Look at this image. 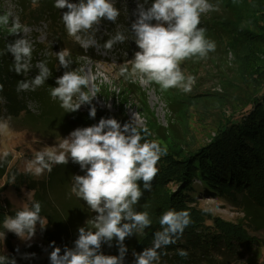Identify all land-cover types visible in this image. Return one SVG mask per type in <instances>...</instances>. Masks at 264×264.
Wrapping results in <instances>:
<instances>
[{"label":"clouds","instance_id":"9594fccd","mask_svg":"<svg viewBox=\"0 0 264 264\" xmlns=\"http://www.w3.org/2000/svg\"><path fill=\"white\" fill-rule=\"evenodd\" d=\"M147 0H137L136 19L131 23L132 39L139 51L127 64L119 69V75L132 83H155L162 91L179 88L188 93L192 90L195 78L185 76L180 62L194 56L206 58L209 52L215 51L216 44L206 38V29L198 27L200 15L215 10L208 0H153L145 8ZM57 9H67L61 16L69 36L80 39V34H92L98 30L102 20L116 22L120 15L113 0H54ZM155 21V23H153ZM10 24V14L0 15V25ZM24 26L18 19L11 21L9 33H20ZM127 37L117 32L105 41L103 47L111 50L116 43H124ZM6 51L14 57L11 70L17 74H26L32 67V44L25 38L8 44ZM3 54V53H0ZM59 65L68 68L71 63L70 52L63 49L56 53ZM46 61L37 62V74L31 80H20L17 91H35L44 85L51 75ZM130 65V67H129ZM92 76L91 80H95ZM56 87H50V95L60 102L65 112H75L82 104H89L99 88L90 86L87 75L77 69L65 71L56 78ZM3 86L0 85V90ZM90 118L96 115L94 106L89 108ZM7 122H0V130H6ZM142 131L150 135L147 127ZM144 140L143 143L141 141ZM167 149L156 141H148L132 122L121 125L114 118H101L95 125L77 128L67 138H62L56 149L37 152L29 162V169L36 175L45 170L51 172L54 164H67L69 159L80 166L84 175H74L71 193L82 199L94 218L87 221L90 228H78V237L74 247L61 249L50 246V264H122L127 250L123 241L126 237L142 233L150 227L151 220L147 211H135L133 206L139 201L143 189L151 191L152 180L157 174L156 164ZM7 151L0 154V161L6 160ZM145 207H147L145 205ZM41 204L35 202L30 208H22L12 216H7L3 228L22 240H30L41 220ZM190 214L186 210H168L159 218L162 231L154 233L153 246L145 248L136 257L135 264H154L160 259L158 249L175 244L184 229L190 224ZM5 238V232H0ZM116 240L119 255H105L101 252L102 244L112 246ZM181 257L186 258V250H178ZM27 255V254H26ZM34 255V254H32ZM0 264H16L14 257L0 254Z\"/></svg>","mask_w":264,"mask_h":264},{"label":"trees","instance_id":"16d2710c","mask_svg":"<svg viewBox=\"0 0 264 264\" xmlns=\"http://www.w3.org/2000/svg\"><path fill=\"white\" fill-rule=\"evenodd\" d=\"M240 1L247 9L248 24L239 25V16L230 0H208L214 9L219 6L230 10L232 17L218 16L215 10H209L198 27L206 29L205 36L209 40L210 36L215 35L222 38L226 47L233 52H241L254 47L263 48L264 0ZM25 4L33 7L29 10L30 14L38 15L37 2L30 0ZM53 5L54 0L41 3L42 9L46 11L41 14L44 15L41 20H46V22L59 20L61 16L55 17V14L60 10L53 11L51 7ZM33 20L38 22L40 18L35 17ZM6 47L5 42L0 38V53H3L0 54V85L5 84L1 72L8 53ZM38 50L39 48H35V53ZM68 50L70 57L66 59L71 60L68 68L61 67L57 58L44 56L51 72L47 78L48 86H57L54 81L55 75L59 77L65 71L74 69L81 72V67L76 62L83 56L80 54L81 51L77 47L68 48ZM34 55L36 54L32 56ZM257 68L256 76L261 80L259 84H255L259 87L256 94L235 100H230L232 98L229 96L223 98L224 109L217 114V119L209 124L212 136L208 144L196 150L184 148L179 154L167 151L166 155H162V158L158 160L160 166L157 168L154 179L164 184L173 177L176 183H183L184 186L176 194L177 197L167 194L162 198H153L152 188L151 191L143 189L142 182L138 181L142 195L133 208L135 211H147L151 225L142 233L134 230L133 234L123 241L127 248L123 259L127 260V264H131L132 261L135 264L136 257L133 252L139 254L145 248L153 246L154 233L162 231L159 218L170 209L188 211L191 222L175 244L158 249L160 259L154 264H224L226 259L239 258L241 250L238 248L240 246L250 252L254 249L253 246H260L264 250V240L258 241L250 235V233L257 234L264 231V70L261 66ZM250 80H253L252 77ZM125 81L127 84L132 83ZM84 90L87 91V89ZM228 102L230 104H227ZM56 103L58 105V101ZM82 106L84 110L78 109L75 112H69L66 116L67 121L70 120L77 125L76 129L95 125L101 118H112L100 110L93 101L91 105L86 103ZM91 106L96 109L94 118L88 115ZM173 107L175 105L169 106L171 110ZM18 111L22 112L24 108ZM1 114L2 112L0 116ZM51 115L31 119L23 117L21 125L29 133H33V136L40 133L45 134L54 126L64 125L65 119L57 120L55 117H50ZM116 120L121 125L126 123L121 119ZM148 128L151 129L150 133L154 134L155 138L137 129L141 131L145 139L148 141L155 139L158 144L168 138L172 130L163 127L156 129L153 123L148 125ZM143 142L144 140L141 141ZM79 169L80 166L69 159L65 165L55 164L51 172L41 177H35L29 173L22 174L15 168L8 170L6 182L13 181L16 184L13 186H25L31 193L28 208L35 202L41 204L40 216L44 226L35 230L34 235L37 236L39 242L16 246L11 244L10 239L7 240L10 242L6 244L7 252L0 251V254L14 257L16 264H50L49 254L53 250L50 246L52 242H55V247L61 249V254L65 247H74V241L78 237V228H90L91 225L87 221L95 216V213L89 210L82 199L71 193L72 177L78 173ZM82 172L84 175V171ZM152 187L157 188L153 184ZM198 191L214 199L221 197V200L230 204L242 214V217L232 224L221 222L201 209H196L194 204L197 202ZM15 212L8 214L2 209L0 225L2 224L3 227L5 218L14 215ZM206 221L211 224H207ZM111 244V247L102 244L101 252L105 255H119L116 240L113 239ZM180 249L188 252L186 258L178 254ZM248 263L252 264L250 261ZM253 264H264V259Z\"/></svg>","mask_w":264,"mask_h":264},{"label":"rangeland","instance_id":"374dc122","mask_svg":"<svg viewBox=\"0 0 264 264\" xmlns=\"http://www.w3.org/2000/svg\"><path fill=\"white\" fill-rule=\"evenodd\" d=\"M26 1L30 0H0V15L10 14V24L8 26L0 25V38L6 45L14 43L17 39L25 38L33 46L32 55L36 54L32 56V67L26 74H17L11 70L14 57L10 52L7 53L2 65L1 73L5 84H2L3 88L0 90V112H2L0 122L6 121L8 127L6 130H0V154L7 151L9 155L6 160L0 161V212L3 209L4 212L10 214L22 208H28L31 200V193L25 186H13L16 185L13 181L6 182L8 170L15 168L22 174L29 173L35 177L44 176L48 172L47 170L36 175L34 170L29 169V162L34 159L37 152L56 149L61 139L67 138L77 127L72 121L66 120L69 112H65L60 107V102L51 97V86L47 85L48 79L45 80L43 86L36 88L35 91H17L18 81L31 80L39 74L36 64L45 61L44 56L57 58L56 53L59 51L77 47L83 56L76 62L81 67L82 74L87 75L90 79L87 91H90L92 84L99 88V92L92 100L93 103L112 118L132 122L141 131L147 127L150 133L151 129L148 128V125L151 123L156 129L159 127L171 128L169 137L166 135L168 138L159 144L167 151H173L176 154H179L184 148L196 150L209 143L210 136H212L209 124L214 122L217 119V114L224 109L223 98L229 96L232 98L230 100H235L252 96L259 88L255 85L259 84L261 80L256 76L258 70L256 67L261 66L264 70V47L233 52L217 35L210 36V40L215 42L216 48L215 51L209 52L206 58L194 56L180 62V68L184 75L195 78L190 92L185 93L179 88L162 91L160 86L155 83L127 84L125 79L119 75V69L133 58L136 51H139L131 33V23L136 19L137 0H113L115 7L120 12L116 22L102 20L97 26L98 30L94 36L81 33L80 39L67 34L60 17L63 11H58L55 14V17H60L58 18L59 22H55L56 19L45 22L41 20L44 17L41 14L46 12L42 9L41 3L47 0H33L38 3L36 4L39 8L38 15L30 14L29 10L33 7L26 6ZM230 1L234 4V10L239 16V25L248 24L246 7L240 0ZM70 2L75 3L78 0H70ZM140 2L143 3V0ZM152 2L153 0H147L145 8L149 7ZM62 10L67 11V9ZM215 11L218 16L232 17V12L223 7L217 6ZM207 12L200 15V23L206 17ZM35 17L40 20L35 22L33 20ZM15 19H18L25 29L20 32V35L9 33L11 21ZM117 32L123 33L127 40L124 43L114 44L111 50H106L103 47L105 41ZM35 48H39L36 53ZM46 66L50 68L49 65L46 64ZM92 76H96L94 81L91 80ZM57 77L58 75L54 76L55 82ZM251 77L253 80H250ZM3 79H1L2 83ZM172 105H175L173 110L169 108ZM23 108L26 115L22 111ZM19 109L22 112H19ZM79 110H84V106L81 105ZM50 114H52L50 117H55L57 120L65 119L64 125L54 126L51 130L48 129L45 134H35L36 136H33V133H29L21 125L23 117L31 119ZM150 135L153 137L154 134L150 133ZM152 140L155 141V139ZM159 166V162H157L156 167L159 168ZM82 173V170L79 169L76 175H82ZM174 179L172 177L164 184L153 179L152 184L157 187L156 189L152 187L153 198H162L167 194L177 197L176 194L184 185L176 183ZM199 192H197L199 194L197 202L194 204L196 209H201L221 222L232 224L238 222L242 217V214L221 200V197L214 199ZM206 223L211 224L209 221ZM40 227L41 225L38 223L36 229ZM226 227L228 228V226ZM0 232H5V238H0L1 252H7L6 244L10 241L12 245L16 246L39 242L35 235L30 240H22L5 230L2 224ZM250 235L258 241L264 240V231L257 234L250 233ZM7 240L10 241L7 242ZM253 247L255 250L250 252L240 246L238 248L241 250L239 258L226 259L224 264H249L248 261L253 264L262 261L264 250L260 246ZM226 261L228 262L226 263ZM122 264H127V260L123 259ZM131 264H134L133 261Z\"/></svg>","mask_w":264,"mask_h":264},{"label":"bare ground","instance_id":"6f19581e","mask_svg":"<svg viewBox=\"0 0 264 264\" xmlns=\"http://www.w3.org/2000/svg\"><path fill=\"white\" fill-rule=\"evenodd\" d=\"M52 8H53V11L54 10H58L57 8H55V7H53V6H51ZM60 10V12H64V10H62V9H59ZM45 22H46V20H44ZM60 20H56L55 22H59ZM35 22H37V21H35ZM19 35H20V33H18Z\"/></svg>","mask_w":264,"mask_h":264}]
</instances>
